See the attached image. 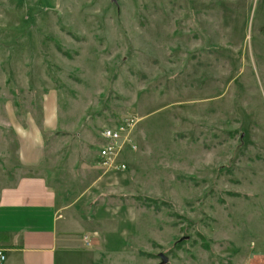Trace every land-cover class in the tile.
Returning a JSON list of instances; mask_svg holds the SVG:
<instances>
[{"label": "rangeland", "instance_id": "1", "mask_svg": "<svg viewBox=\"0 0 264 264\" xmlns=\"http://www.w3.org/2000/svg\"><path fill=\"white\" fill-rule=\"evenodd\" d=\"M50 89L40 171L59 194L100 175L104 125L140 117L122 179L93 196L133 220L85 264H236L264 176V0H0V187L21 173L11 109L38 116Z\"/></svg>", "mask_w": 264, "mask_h": 264}, {"label": "crops", "instance_id": "2", "mask_svg": "<svg viewBox=\"0 0 264 264\" xmlns=\"http://www.w3.org/2000/svg\"><path fill=\"white\" fill-rule=\"evenodd\" d=\"M57 99L54 89L47 90L36 117L23 111L19 118L16 108L11 109L16 168L21 173L0 187V249L5 254L0 264H69L71 260L85 264L89 250L102 244L114 247V219L126 224L123 231L133 220L134 206L126 203L124 209L122 205L117 209L118 204L93 197L99 187L113 190L124 171H101L83 190L77 181L64 194L40 171L46 135L60 130ZM249 185H254L252 196L260 197V208L246 211L235 263L264 264V176ZM89 188L92 192L87 194ZM83 193L84 200L78 201ZM91 204L92 213L88 211ZM84 234L90 237V246L85 245Z\"/></svg>", "mask_w": 264, "mask_h": 264}, {"label": "built area", "instance_id": "3", "mask_svg": "<svg viewBox=\"0 0 264 264\" xmlns=\"http://www.w3.org/2000/svg\"><path fill=\"white\" fill-rule=\"evenodd\" d=\"M139 116L134 112L126 113L118 120L104 125L100 131V143L97 147V165L101 171H124L126 162L123 155L128 150L136 148L133 136V128ZM86 246H90V237L82 235ZM5 258V254L0 249V262Z\"/></svg>", "mask_w": 264, "mask_h": 264}, {"label": "water", "instance_id": "4", "mask_svg": "<svg viewBox=\"0 0 264 264\" xmlns=\"http://www.w3.org/2000/svg\"><path fill=\"white\" fill-rule=\"evenodd\" d=\"M158 256L160 257L159 264L166 262V256L162 252L158 253Z\"/></svg>", "mask_w": 264, "mask_h": 264}]
</instances>
